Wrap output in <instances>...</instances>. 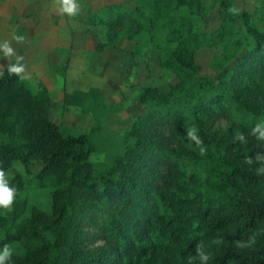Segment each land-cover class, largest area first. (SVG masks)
I'll list each match as a JSON object with an SVG mask.
<instances>
[{
    "label": "trees",
    "instance_id": "obj_1",
    "mask_svg": "<svg viewBox=\"0 0 264 264\" xmlns=\"http://www.w3.org/2000/svg\"><path fill=\"white\" fill-rule=\"evenodd\" d=\"M129 1L88 12L84 24L102 29L95 50L150 49L176 83L140 86L143 109L112 138L109 162L93 158L109 129L99 88L62 94L92 115L80 134L50 118L48 90L10 71L16 60L2 67L3 181L15 161L36 159V181L52 188L29 205L17 177L13 214L0 213V264H264V26L234 0H210L221 19L211 31L203 0ZM204 48L220 50L213 76L200 73Z\"/></svg>",
    "mask_w": 264,
    "mask_h": 264
},
{
    "label": "rangeland",
    "instance_id": "obj_2",
    "mask_svg": "<svg viewBox=\"0 0 264 264\" xmlns=\"http://www.w3.org/2000/svg\"><path fill=\"white\" fill-rule=\"evenodd\" d=\"M119 1L124 0H72L75 16H70L65 11L64 0H0V73L12 60L23 66L22 77L33 92L42 88L48 90L50 118L54 122L80 134L87 132L93 124L92 115L78 106H64L62 94L90 87L101 90L110 112L106 115L108 133L96 144L93 156L99 163L110 161L112 138L128 131L141 113L143 104L136 99L140 86L164 91L176 83L175 76L159 66L156 54L150 49L138 57L119 48L95 50L102 38V29L84 24L88 12L105 3ZM234 1L239 11H247L259 26H264V0ZM203 4L206 13L202 26L207 31L214 30L221 22L218 10L210 0H203ZM128 45L123 41L120 47L129 48ZM219 52L217 48L197 52L202 75L215 74L211 60ZM217 125L225 129L227 122L219 119ZM41 169L42 162L36 159L26 164L15 161L7 173L6 185L13 193L12 185L21 176L27 203L40 202L52 188L51 182L41 185L36 181L35 176ZM16 198L13 193L10 208L0 207L3 216H12Z\"/></svg>",
    "mask_w": 264,
    "mask_h": 264
},
{
    "label": "clouds",
    "instance_id": "obj_3",
    "mask_svg": "<svg viewBox=\"0 0 264 264\" xmlns=\"http://www.w3.org/2000/svg\"><path fill=\"white\" fill-rule=\"evenodd\" d=\"M64 4L67 6L65 11L70 15V16H75V5L73 4L72 0H64ZM9 53H11V49H9ZM23 66H17V67H13L10 69V71H14L17 74H19L20 72H22ZM194 128L190 129L187 131V137L191 140V141H195V143L199 146L202 144V141L200 140V138H197L193 132H194ZM205 149L203 147L200 148V153L204 154ZM3 176H4V172L0 171V207L3 208H10L12 201H13V193L12 191L7 187V185L4 183L3 181Z\"/></svg>",
    "mask_w": 264,
    "mask_h": 264
}]
</instances>
